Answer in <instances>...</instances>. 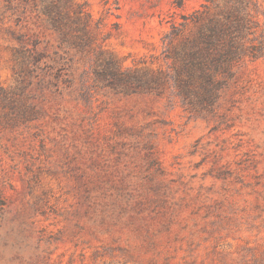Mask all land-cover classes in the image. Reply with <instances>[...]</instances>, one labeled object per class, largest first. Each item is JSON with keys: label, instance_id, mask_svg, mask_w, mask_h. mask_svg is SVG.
I'll return each instance as SVG.
<instances>
[{"label": "rangeland", "instance_id": "rangeland-1", "mask_svg": "<svg viewBox=\"0 0 264 264\" xmlns=\"http://www.w3.org/2000/svg\"><path fill=\"white\" fill-rule=\"evenodd\" d=\"M71 3L88 29L58 90L19 73L0 19V264H264V0L204 105L101 74L173 72L162 36L206 0Z\"/></svg>", "mask_w": 264, "mask_h": 264}, {"label": "trees", "instance_id": "trees-1", "mask_svg": "<svg viewBox=\"0 0 264 264\" xmlns=\"http://www.w3.org/2000/svg\"><path fill=\"white\" fill-rule=\"evenodd\" d=\"M248 3L249 0H206L199 9L183 17L180 25L172 24L162 36V54L177 64L173 72L162 74L158 70L148 74L147 71L122 69L117 61L110 59L107 62L110 69L101 77H106L116 91L125 93L145 90L160 93L163 85L172 80L185 103H210L214 94V74H231L232 65L249 52L250 46L245 39L252 20L246 9ZM86 16L83 8L73 6L71 0H23L19 3L10 0L0 5V19L15 23L7 32L16 42L12 54L19 73L29 81L35 79L41 89L51 86L58 90V79L70 62L71 50L85 44ZM189 23L196 27V32L182 36V28ZM46 32L53 35L55 42L41 39Z\"/></svg>", "mask_w": 264, "mask_h": 264}]
</instances>
